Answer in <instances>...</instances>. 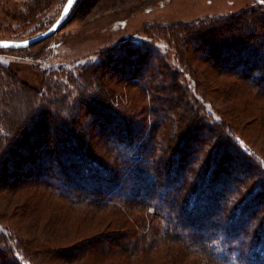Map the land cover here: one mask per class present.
<instances>
[{
  "label": "trees",
  "instance_id": "trees-1",
  "mask_svg": "<svg viewBox=\"0 0 264 264\" xmlns=\"http://www.w3.org/2000/svg\"><path fill=\"white\" fill-rule=\"evenodd\" d=\"M32 5L30 15L41 9ZM155 34L145 39L161 38L166 50L131 42L74 71L41 72L40 88L17 74L0 76V127L14 125L0 131V191L31 186L63 211L109 218L104 231L70 245L23 239L0 221V264L93 262L97 256L119 262L120 254L129 262L138 250L128 232L146 224L159 235L154 241L179 242L205 256V264H264L258 222L264 160L241 144H249L243 132L254 123L255 130L264 128V14L249 9L176 22ZM49 39L35 52L32 45L18 49L35 57L46 52ZM209 70L227 77L215 91L234 98L235 111L221 113L210 100L212 84L199 75ZM185 73L193 75L192 84L181 78ZM124 98L137 107L134 113L121 107ZM12 105L15 111L5 114ZM24 105L31 107L26 119ZM46 119L56 124L55 133L40 126Z\"/></svg>",
  "mask_w": 264,
  "mask_h": 264
},
{
  "label": "rangeland",
  "instance_id": "rangeland-1",
  "mask_svg": "<svg viewBox=\"0 0 264 264\" xmlns=\"http://www.w3.org/2000/svg\"><path fill=\"white\" fill-rule=\"evenodd\" d=\"M34 2H39L41 9L30 15L29 9ZM62 2L63 0H0V38L24 39L45 31L46 29L43 31L42 29L55 19L50 25L52 26L61 15L65 4L63 3L61 6ZM76 2L75 8L73 7V11L72 9L69 11L61 27L48 37L50 38L49 46L46 52H41L42 55L39 53L38 56L29 57L24 56V53L18 48H0V76L17 74L21 81L40 88L44 76L41 72L49 73V71L58 68L74 71L80 67V64L98 61L109 50L122 47L125 44L131 46V42L132 45H135L144 44L148 41L147 44L155 43L166 50V44L161 38H158L157 41L145 39V36L148 35L155 37V32L161 26H170L176 22L210 19L216 16L227 17L249 9H255L264 14V2L262 0H77ZM40 43L41 41L32 44L31 52L40 50L42 46ZM169 51L171 59H174L173 56L176 57L175 51ZM199 75H202L203 81L212 84V86L210 84L212 90L210 100L213 101L219 112L222 113V110L231 111V109L235 111L236 101L234 98H224L222 91H215L216 88L220 87L219 81L223 82L227 80V77L225 75H211L210 70L206 74L199 72ZM192 77L191 73H185L181 76L190 84H192ZM136 89V87H130V92H135ZM193 96L197 98L198 92L193 91ZM12 101L9 99L8 105ZM121 102V107L126 108L127 115L137 110V107H133L134 104H131V100L124 98ZM237 102L240 103L238 100ZM209 106L211 105L209 104ZM30 108L24 105V109H20L24 119L27 118L26 115L30 114ZM9 109L11 110L4 113L9 115L15 111L13 105ZM209 109L211 110L210 107ZM216 114L218 119V114ZM44 124H47L46 130H49V134L56 132L57 126L51 120L46 119L40 126H44ZM254 124L253 129L243 132L249 144L245 140H242L241 144L245 150L258 153L264 160V128L262 129L258 124L257 130H255L256 123ZM13 126V124L6 123L4 127L6 129L10 127L14 130ZM5 128L0 127V131L5 130ZM3 145H5L4 139L0 140V147ZM14 163V168L17 169L20 161ZM27 168L26 166L23 169ZM57 168H60L59 165L53 164V169ZM23 169L21 170L23 171ZM53 173H56V170H53ZM22 176L24 178V174L21 175L20 173L19 180L21 181L23 180ZM55 176L57 175L55 174ZM210 190L214 192L212 188ZM72 192H82L83 195L91 194V191H81L77 188ZM56 202L58 201L45 198L40 190L31 186L17 189L15 192L1 190V225L23 239L36 236L42 243L48 241L49 244L55 242L70 245L79 239L88 238L93 233L104 231L103 228L109 221V218L103 213L93 216L94 219L82 212L78 214L67 209L63 211ZM24 204L26 206L22 207ZM260 218L258 222L264 225L262 222L264 218L262 220ZM128 234L132 242H137L136 249L138 250L134 256L129 255L131 257L129 262L127 257L120 254L119 262L108 261L110 257L103 260L101 256H97L95 259L93 258V262L90 258H82L73 263L60 259L53 261L50 259L49 263L205 264L208 260L205 256L195 254L191 248L188 249L179 242L167 239H163L164 241L160 239L159 242L154 241L158 239L156 237L159 235L155 234L154 229L150 230L147 224L143 228H133ZM192 236L195 237L196 233H193ZM123 259L125 262H122ZM220 264L223 263L220 262Z\"/></svg>",
  "mask_w": 264,
  "mask_h": 264
},
{
  "label": "water",
  "instance_id": "water-1",
  "mask_svg": "<svg viewBox=\"0 0 264 264\" xmlns=\"http://www.w3.org/2000/svg\"><path fill=\"white\" fill-rule=\"evenodd\" d=\"M77 0H73V3L71 6H69V0L66 1V3L63 6L61 15L57 18V20L54 22L52 26H50L45 31L33 35L28 38L24 39H2L0 38V48H22L27 47L32 44H35L37 42H40L44 39H47L48 37L52 36L62 25L65 17L69 13V11L73 8L74 4ZM68 9L66 12L65 9Z\"/></svg>",
  "mask_w": 264,
  "mask_h": 264
},
{
  "label": "snow or ice",
  "instance_id": "snow-or-ice-1",
  "mask_svg": "<svg viewBox=\"0 0 264 264\" xmlns=\"http://www.w3.org/2000/svg\"><path fill=\"white\" fill-rule=\"evenodd\" d=\"M262 2H264V0H262ZM72 3H73V0H69V6H71V5H72ZM65 11L67 12V11H68V9L66 8V9H65Z\"/></svg>",
  "mask_w": 264,
  "mask_h": 264
}]
</instances>
